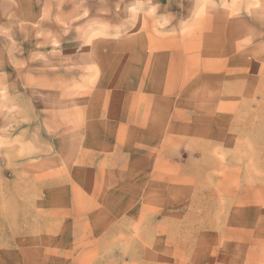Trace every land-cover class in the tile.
<instances>
[{"label":"rangeland","instance_id":"rangeland-1","mask_svg":"<svg viewBox=\"0 0 264 264\" xmlns=\"http://www.w3.org/2000/svg\"><path fill=\"white\" fill-rule=\"evenodd\" d=\"M0 264H264V0H0Z\"/></svg>","mask_w":264,"mask_h":264}]
</instances>
